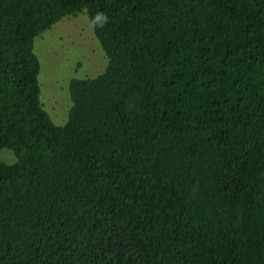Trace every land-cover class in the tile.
I'll return each mask as SVG.
<instances>
[{"label":"trees","instance_id":"1","mask_svg":"<svg viewBox=\"0 0 264 264\" xmlns=\"http://www.w3.org/2000/svg\"><path fill=\"white\" fill-rule=\"evenodd\" d=\"M107 57L57 126L35 38ZM0 264H264V0H0Z\"/></svg>","mask_w":264,"mask_h":264},{"label":"rangeland","instance_id":"2","mask_svg":"<svg viewBox=\"0 0 264 264\" xmlns=\"http://www.w3.org/2000/svg\"><path fill=\"white\" fill-rule=\"evenodd\" d=\"M34 52L41 65L40 102L54 124L62 126L72 106L71 80L94 78L103 73L106 54L85 13L65 17L37 36ZM0 161L13 164L17 159L12 151L3 149Z\"/></svg>","mask_w":264,"mask_h":264}]
</instances>
